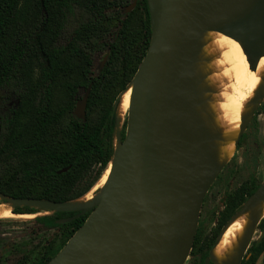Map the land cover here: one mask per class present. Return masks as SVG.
<instances>
[{
  "label": "trees",
  "instance_id": "16d2710c",
  "mask_svg": "<svg viewBox=\"0 0 264 264\" xmlns=\"http://www.w3.org/2000/svg\"><path fill=\"white\" fill-rule=\"evenodd\" d=\"M130 2L0 0V93L18 101V107L0 117V195L70 202L86 196L100 181L115 151L116 98L131 84L152 36L148 0H138V27L121 20ZM115 20L118 28L105 36V25ZM102 52L108 58L94 76V57ZM89 86L82 120L74 109ZM59 91L66 100L55 103ZM246 138L242 133L238 147ZM258 187L252 180L246 191L230 195L211 231L214 240L200 250L203 238L196 235L190 256L197 259L191 264H215L208 258L222 228ZM39 211L15 208L17 213ZM77 213L53 212L30 224L36 234L71 228L69 240L89 213L68 223L58 221ZM259 225L264 228V220ZM48 249L35 264H47L60 250L54 251L53 244ZM261 255L264 264V235L252 243L241 264H256ZM29 261L26 255L16 264Z\"/></svg>",
  "mask_w": 264,
  "mask_h": 264
},
{
  "label": "water",
  "instance_id": "95a60500",
  "mask_svg": "<svg viewBox=\"0 0 264 264\" xmlns=\"http://www.w3.org/2000/svg\"><path fill=\"white\" fill-rule=\"evenodd\" d=\"M148 5L150 44L131 84L122 91L132 86L126 135L123 139L116 128L114 146L118 140L121 147H115L100 196L86 206L73 204L76 200L5 199L14 203L16 214H35L17 213V207L78 212L59 223L89 213L47 264H80L89 258L93 264H185L192 252L202 205L218 166L206 146L210 137L198 130L193 117L190 101L195 89L189 73L207 31L241 39L254 68L264 56V0H148ZM106 60L107 56L99 71ZM90 91L91 86L77 101L74 115L79 119L86 117ZM119 102L120 98L115 111ZM263 193L264 181L250 199ZM246 210L245 204L238 213ZM124 228H129L134 248L119 247L118 234Z\"/></svg>",
  "mask_w": 264,
  "mask_h": 264
},
{
  "label": "bare ground",
  "instance_id": "6f19581e",
  "mask_svg": "<svg viewBox=\"0 0 264 264\" xmlns=\"http://www.w3.org/2000/svg\"><path fill=\"white\" fill-rule=\"evenodd\" d=\"M239 45L242 47L239 38L219 31H207L199 40L196 61L189 73V83L195 89V97L190 101L193 117L198 130L210 137L206 146L218 168L224 167L234 157L239 135L245 130L257 104L264 98V56L251 68L246 54L243 53L242 59L238 49H235ZM131 92L132 86L119 97L116 110L118 127L126 121ZM115 147L116 150L121 147L118 140H115ZM111 166L110 163L95 191L73 204L86 206L98 198ZM13 208L14 203L0 200V220L33 216L18 215L13 212ZM246 208V211L233 217L224 228L220 243L211 250L210 259L215 264H240L255 238L257 226L264 220V193L258 198L249 199ZM134 227L135 224L130 229ZM129 231V228H124L118 234L121 249L135 246ZM120 256L124 257L122 251ZM93 262L94 259L89 258L80 264Z\"/></svg>",
  "mask_w": 264,
  "mask_h": 264
},
{
  "label": "rangeland",
  "instance_id": "374dc122",
  "mask_svg": "<svg viewBox=\"0 0 264 264\" xmlns=\"http://www.w3.org/2000/svg\"><path fill=\"white\" fill-rule=\"evenodd\" d=\"M134 2V0H131L129 5L134 4ZM137 5L129 11L123 8L120 14L121 20H131L136 27L140 23L142 14L141 9H138ZM135 8L137 9L135 10ZM118 26L119 23L116 20L109 21L104 28L105 36H108V30L109 34H111ZM235 49H238L242 59H244L241 45L235 47ZM106 55L105 52H102L94 57V76L99 72V66ZM120 94L117 96L116 101L119 99ZM65 100L62 91L56 93L55 103ZM16 107H18V101L15 97L0 93L1 118L10 114L12 109ZM126 123L127 119L121 127H117V133L123 139L126 135ZM243 133L247 134L246 140L240 147H237V152L231 161L224 167L218 168V171L216 170L213 182L204 199L197 230V234L200 233L203 238L202 244L199 245L200 250L214 240L211 230L229 201L230 195L238 190L244 189L246 191L252 180H255L257 184H261L264 181V98L257 104ZM96 186L91 193L95 191ZM5 199L9 198L0 195V200ZM249 199L247 197L245 204H247ZM39 210L41 211L40 213L33 214V216L28 218L12 217L0 220V264H16L20 258L26 255L30 256L28 264H35V259L41 257L43 253L49 250L48 248L51 244H53V250L57 251L58 249L61 250L67 243L71 230L68 227L46 230L39 232V234L35 233L34 225L30 224V221L37 216L52 214L49 210ZM261 233V230H257L254 240H257ZM196 259V257L189 255L185 264H191L192 260Z\"/></svg>",
  "mask_w": 264,
  "mask_h": 264
},
{
  "label": "flooded vegetation",
  "instance_id": "af4514ba",
  "mask_svg": "<svg viewBox=\"0 0 264 264\" xmlns=\"http://www.w3.org/2000/svg\"><path fill=\"white\" fill-rule=\"evenodd\" d=\"M135 2H134V6H136L137 5V3H138V0H134ZM133 5V4H132ZM130 6V5H129ZM128 7V6H127ZM127 10V9H126ZM106 57V56H105ZM107 58H108V56H107ZM107 61V60H106ZM127 119V118H126ZM126 122V121H125ZM124 122V123H125ZM257 184V183H256ZM259 186H260V184H258ZM251 196H249L248 198H250ZM38 213H40V212H38ZM35 214H37V213H35ZM78 214V213H77ZM18 215H24V214H18ZM29 215H33V214H29ZM76 215V214H75ZM218 220V219H217ZM216 225V224H215ZM260 226V225H259ZM257 230H261V236L257 239V240H260L262 237H263V235H264V228H260V227H258V229ZM212 231V230H211ZM254 241H256V240H254ZM253 241V242H254ZM252 242V243H253ZM252 243H251V245H252ZM211 252V251H210ZM262 257H263V255H261L260 256V258L258 259V261H257V263L256 264H261L262 263ZM210 261H212L211 259H210V254H209V258H208ZM208 261V260H207Z\"/></svg>",
  "mask_w": 264,
  "mask_h": 264
}]
</instances>
